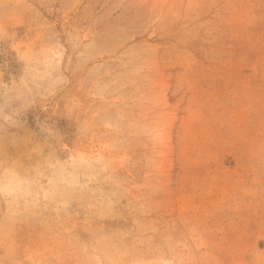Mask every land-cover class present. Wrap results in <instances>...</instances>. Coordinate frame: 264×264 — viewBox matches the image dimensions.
I'll list each match as a JSON object with an SVG mask.
<instances>
[{"label":"rangeland","instance_id":"obj_1","mask_svg":"<svg viewBox=\"0 0 264 264\" xmlns=\"http://www.w3.org/2000/svg\"><path fill=\"white\" fill-rule=\"evenodd\" d=\"M0 264H264V0H0Z\"/></svg>","mask_w":264,"mask_h":264}]
</instances>
